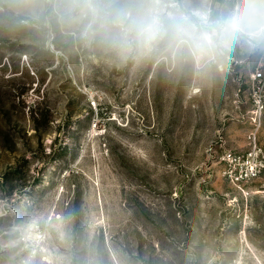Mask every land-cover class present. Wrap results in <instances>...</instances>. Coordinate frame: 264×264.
<instances>
[{
	"label": "rangeland",
	"instance_id": "obj_1",
	"mask_svg": "<svg viewBox=\"0 0 264 264\" xmlns=\"http://www.w3.org/2000/svg\"><path fill=\"white\" fill-rule=\"evenodd\" d=\"M264 52L209 73L78 43L48 0H0V264H264Z\"/></svg>",
	"mask_w": 264,
	"mask_h": 264
},
{
	"label": "clouds",
	"instance_id": "obj_2",
	"mask_svg": "<svg viewBox=\"0 0 264 264\" xmlns=\"http://www.w3.org/2000/svg\"><path fill=\"white\" fill-rule=\"evenodd\" d=\"M85 47L122 61L209 73L237 51L264 52V0H48Z\"/></svg>",
	"mask_w": 264,
	"mask_h": 264
},
{
	"label": "built area",
	"instance_id": "obj_3",
	"mask_svg": "<svg viewBox=\"0 0 264 264\" xmlns=\"http://www.w3.org/2000/svg\"><path fill=\"white\" fill-rule=\"evenodd\" d=\"M251 144L246 150H226L222 157L225 176L246 197L251 194L248 185L258 179L264 169V153L256 137Z\"/></svg>",
	"mask_w": 264,
	"mask_h": 264
}]
</instances>
